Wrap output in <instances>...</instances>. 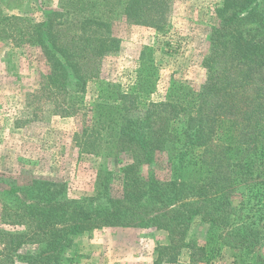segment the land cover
I'll return each instance as SVG.
<instances>
[{"label":"trees","instance_id":"trees-1","mask_svg":"<svg viewBox=\"0 0 264 264\" xmlns=\"http://www.w3.org/2000/svg\"><path fill=\"white\" fill-rule=\"evenodd\" d=\"M63 1L64 9L46 11L37 23L0 13V38L17 45L38 44L52 71L44 88L52 96L70 93L67 85L74 79L75 95L80 96L109 49L108 32L104 34L103 18L91 12L97 0ZM100 1L110 9L107 13L121 6L129 23L164 28L167 0ZM231 8L234 11L211 38L204 87L173 81L155 101L152 96L161 80L150 61L141 65L127 88L105 81L90 107L79 106L77 112L86 110L83 116L88 117L80 146L96 155L104 151L107 158L123 164L121 190L103 195L101 203L100 195L95 205V198H59L57 185L43 180L12 190L16 205L2 209L1 219L25 231L0 229L7 259L12 262L11 251L29 245L34 251L22 259L28 264H59L85 234L145 224L176 229L178 242L171 240V250H176L190 223L200 218L210 226L209 240L204 246L187 245L189 260L179 264H211L221 247L232 250L234 264H264L259 253L264 244V204L250 216L244 214L245 204L238 206L234 200L242 187L260 202L264 198V0H225L224 9ZM236 22L239 25L233 27ZM60 103L77 109L70 101ZM67 109L62 115L76 112ZM161 156L169 171L166 178L155 174ZM110 176L105 174V179Z\"/></svg>","mask_w":264,"mask_h":264},{"label":"rangeland","instance_id":"rangeland-1","mask_svg":"<svg viewBox=\"0 0 264 264\" xmlns=\"http://www.w3.org/2000/svg\"><path fill=\"white\" fill-rule=\"evenodd\" d=\"M224 1L167 0L164 28L156 30L129 23L121 13V6L107 13L110 9L103 8L104 3L97 0V6L91 7V12L103 18L109 49L97 61L94 67L97 75L86 83L80 96L75 95L74 79L67 85L70 93L57 92L52 96L44 88L52 71L38 44L23 42L17 45L0 38V229L11 233L25 231L21 226L4 224L1 210L16 205L12 190L24 188L34 181L57 185L61 190L59 198L86 202L95 198L94 205L100 195L101 203L103 195L120 192L119 170L123 164L107 158L104 151L96 155L80 146V132L88 117L83 116L86 110L77 112L81 110L79 106L90 107L105 81L127 88L135 80L141 65L150 61L154 62L161 80L158 91L152 96L155 101L162 99V93L173 81L191 88L204 87L208 81L205 62L213 48L211 38L234 11V8L224 9ZM66 3L60 0H0V13L28 17L37 23L43 20L46 11L58 10L60 6L64 9ZM103 11H106L104 16ZM238 25L236 22L233 27ZM64 100L77 104V109L60 103ZM68 107L76 112L62 115ZM162 157L154 169L155 174L166 178L169 171L165 169L162 162L165 157ZM143 171L150 173L148 167ZM108 173L111 174L109 181L105 179ZM243 188L238 189L234 200L238 206L242 201L241 205L244 203L247 207L244 214L251 216L264 204V198L260 202ZM261 224L264 226L263 221ZM145 225L108 227L85 234L76 239L75 247L62 255L59 264H179L189 260L187 245L204 246L210 236V226L196 218L177 243L179 249L177 246L176 250H171V240L175 237L174 243L178 242L176 229ZM26 246L11 251V262L2 251L4 245L0 241V264H28L27 259H22L34 249ZM259 253L264 258V244ZM215 256L211 264H234L229 247H221Z\"/></svg>","mask_w":264,"mask_h":264}]
</instances>
